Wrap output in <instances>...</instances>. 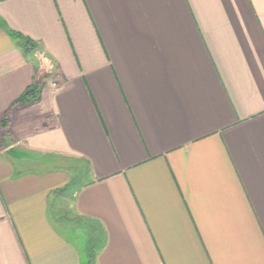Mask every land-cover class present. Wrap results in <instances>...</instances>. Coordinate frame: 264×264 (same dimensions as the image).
Instances as JSON below:
<instances>
[{
    "label": "crops",
    "instance_id": "1",
    "mask_svg": "<svg viewBox=\"0 0 264 264\" xmlns=\"http://www.w3.org/2000/svg\"><path fill=\"white\" fill-rule=\"evenodd\" d=\"M9 108L0 264H264V0H0Z\"/></svg>",
    "mask_w": 264,
    "mask_h": 264
},
{
    "label": "trees",
    "instance_id": "2",
    "mask_svg": "<svg viewBox=\"0 0 264 264\" xmlns=\"http://www.w3.org/2000/svg\"><path fill=\"white\" fill-rule=\"evenodd\" d=\"M11 36L13 37V39H15L16 44L25 52L30 51L32 48L35 47L32 40L29 39L28 37H25L19 33L13 32V31H11ZM42 87H43L42 81L33 80V82L12 103L11 108H13L16 105H27V104H30V103L38 100ZM11 108H9L7 111H5L2 115V118H1L0 126H1V129L5 130V131L8 130L7 129L8 123H9L8 115H9ZM0 141L2 142V140H0ZM90 256H91L90 254L87 256L85 255V258L83 259L85 264L89 263V257Z\"/></svg>",
    "mask_w": 264,
    "mask_h": 264
},
{
    "label": "rangeland",
    "instance_id": "3",
    "mask_svg": "<svg viewBox=\"0 0 264 264\" xmlns=\"http://www.w3.org/2000/svg\"><path fill=\"white\" fill-rule=\"evenodd\" d=\"M51 210L53 211V210H54V208L52 207V208H51ZM63 214H64V215H66V214H65V212H64ZM63 214H62V215H63ZM81 239H82V240H80V241H79V243H80V246H82V244H84V240H83L84 238H83V237H81ZM81 243H82V244H81Z\"/></svg>",
    "mask_w": 264,
    "mask_h": 264
}]
</instances>
